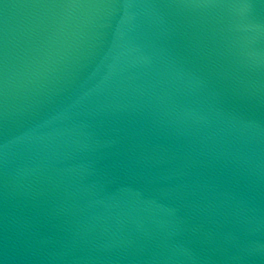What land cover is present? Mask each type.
I'll list each match as a JSON object with an SVG mask.
<instances>
[{"label": "water", "instance_id": "1", "mask_svg": "<svg viewBox=\"0 0 264 264\" xmlns=\"http://www.w3.org/2000/svg\"><path fill=\"white\" fill-rule=\"evenodd\" d=\"M0 264H264V0H0Z\"/></svg>", "mask_w": 264, "mask_h": 264}]
</instances>
